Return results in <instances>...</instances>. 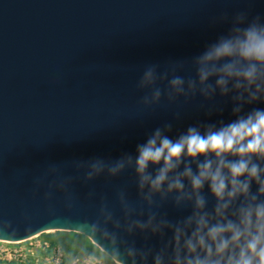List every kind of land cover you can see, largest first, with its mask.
Here are the masks:
<instances>
[{"label":"water","instance_id":"95a60500","mask_svg":"<svg viewBox=\"0 0 264 264\" xmlns=\"http://www.w3.org/2000/svg\"><path fill=\"white\" fill-rule=\"evenodd\" d=\"M241 11L264 18V0H0V225L17 232L0 242L77 234L70 229L96 218L101 196L115 204L117 188L137 199L134 172L86 184L75 161L135 156L137 145L165 123L175 139L189 126L234 119L231 102L219 96L222 111L211 115L199 96L180 108L143 112L136 83L149 64L162 71L183 61L180 75H194L191 59L226 35ZM225 14L228 21L220 20ZM52 166L77 177L71 208L59 191L46 198L51 177L37 184ZM93 187L97 195L88 200ZM162 211L176 219L190 210Z\"/></svg>","mask_w":264,"mask_h":264},{"label":"clouds","instance_id":"9594fccd","mask_svg":"<svg viewBox=\"0 0 264 264\" xmlns=\"http://www.w3.org/2000/svg\"><path fill=\"white\" fill-rule=\"evenodd\" d=\"M190 65L194 75L186 77L180 75L183 61L169 62L162 71L157 64L146 65L136 83L144 93L138 100L143 112L180 108L199 96L207 102L200 107L211 115L222 111L219 96L231 102L234 119L189 126L175 139L168 135L172 124L165 123L137 145L135 156L75 161L86 184L134 172L138 196L132 199L122 187L116 189L115 204L101 196L96 218L83 221L82 230L70 229L77 237L66 253L61 246L64 264H264V108L254 107L264 104V18L236 13L228 33ZM49 177L46 198L59 191L71 208L77 177L52 166L37 184ZM96 195L93 187L88 200ZM166 205L190 211L171 219L162 211ZM9 227L0 225V239L17 235ZM154 238L158 245L151 243Z\"/></svg>","mask_w":264,"mask_h":264},{"label":"rangeland","instance_id":"374dc122","mask_svg":"<svg viewBox=\"0 0 264 264\" xmlns=\"http://www.w3.org/2000/svg\"><path fill=\"white\" fill-rule=\"evenodd\" d=\"M54 232H42L40 234H37L30 240L20 242V243H6V242H0V248H9V249H18L19 247H26L29 245V242H34L37 245L41 244L43 241L47 240L48 236ZM85 243H90V241L83 237ZM45 250L46 246L44 244L40 247H38L37 256L35 254H32L28 257H26L23 260H16L12 256L11 258L5 254L0 256V264H7V262H14V264H43L44 263V256H45ZM68 242L65 244V253L68 251Z\"/></svg>","mask_w":264,"mask_h":264},{"label":"built area","instance_id":"2783aa9c","mask_svg":"<svg viewBox=\"0 0 264 264\" xmlns=\"http://www.w3.org/2000/svg\"><path fill=\"white\" fill-rule=\"evenodd\" d=\"M30 240V239H29ZM46 246L45 258L43 264H64L65 256L61 255V247L59 245H51L47 240L43 241L41 244L37 245L34 242H29L26 247H19L18 249L0 248V256L5 254L10 258L13 256L16 260H23L26 257L35 254L37 256L38 247ZM36 252V253H35Z\"/></svg>","mask_w":264,"mask_h":264},{"label":"trees","instance_id":"16d2710c","mask_svg":"<svg viewBox=\"0 0 264 264\" xmlns=\"http://www.w3.org/2000/svg\"><path fill=\"white\" fill-rule=\"evenodd\" d=\"M76 237H77V234L73 232L56 231L48 236L47 241L51 245H59L60 247L63 246L64 251H65L66 242L75 241ZM80 241L85 246H88V247L91 246L90 243L87 244L84 242L83 236L80 237ZM7 264H14V262H7Z\"/></svg>","mask_w":264,"mask_h":264}]
</instances>
